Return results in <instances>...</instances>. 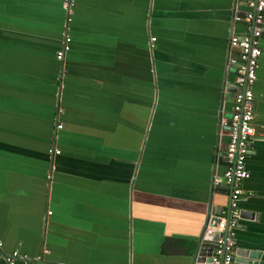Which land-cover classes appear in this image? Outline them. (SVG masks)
Returning <instances> with one entry per match:
<instances>
[{"label":"crops","instance_id":"1","mask_svg":"<svg viewBox=\"0 0 264 264\" xmlns=\"http://www.w3.org/2000/svg\"><path fill=\"white\" fill-rule=\"evenodd\" d=\"M72 2L65 24L61 0H0V252L16 250L14 264H192L196 245L211 246L206 216L227 211V188L211 181L234 89L228 32L245 31L233 15L246 7ZM259 45L258 126L264 18ZM244 166L234 248L264 264V137Z\"/></svg>","mask_w":264,"mask_h":264},{"label":"built area","instance_id":"2","mask_svg":"<svg viewBox=\"0 0 264 264\" xmlns=\"http://www.w3.org/2000/svg\"><path fill=\"white\" fill-rule=\"evenodd\" d=\"M245 9L242 15H233V20L244 24L245 31L242 33L230 32L227 39L225 67L233 74L234 92L232 94L231 109L228 117H221L220 125L227 126V141L223 148L225 167L221 175H214L211 181L213 187L227 188L228 209L218 214L208 215L205 228L211 232L224 235L211 242L212 264H232L236 239L237 220L240 209L237 206L242 196L241 182L248 176L244 166V159L248 153V143L251 139L264 137V125L254 123V97L252 86L256 80L258 59L261 55L259 45L262 23L264 18V0H242ZM72 0H61L62 9L65 13V24L70 21ZM150 41L154 37L149 38ZM69 38L64 33L62 45L54 52V58L62 61L68 48ZM60 123L56 124L59 128ZM258 130V131H257ZM257 131V133H256ZM50 153H58L57 149H49ZM223 183V184H222ZM1 247V241H0ZM18 256L16 250L7 255L0 252L6 264H14Z\"/></svg>","mask_w":264,"mask_h":264},{"label":"water","instance_id":"3","mask_svg":"<svg viewBox=\"0 0 264 264\" xmlns=\"http://www.w3.org/2000/svg\"><path fill=\"white\" fill-rule=\"evenodd\" d=\"M242 15V13H240ZM229 35V32H228ZM154 41V40H153ZM234 92V89H232ZM225 129L228 130V127L225 126ZM223 159L225 160L224 153H222ZM223 184V183H222ZM228 193L230 191V186H227ZM228 209V205L226 206V210ZM218 214V213H217ZM247 213L244 211H240L239 216H244ZM208 215L206 216L203 227L201 229L200 236H202L203 240L213 242L218 235H224L225 229L221 233L211 232L205 228L207 223ZM258 250H247L242 248H234V257L232 264H255V259L258 257ZM192 264H212V247L209 246H195L192 251Z\"/></svg>","mask_w":264,"mask_h":264}]
</instances>
